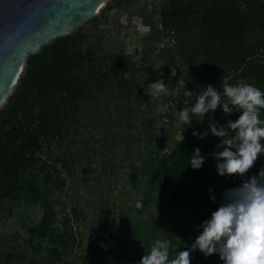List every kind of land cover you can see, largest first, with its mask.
I'll list each match as a JSON object with an SVG mask.
<instances>
[{"label": "rangeland", "instance_id": "rangeland-1", "mask_svg": "<svg viewBox=\"0 0 264 264\" xmlns=\"http://www.w3.org/2000/svg\"><path fill=\"white\" fill-rule=\"evenodd\" d=\"M167 1L107 0L97 19L80 25L76 46L92 50L100 82L90 97L77 101L76 112L43 149L49 164L57 165L63 186L46 185L40 171L28 169L20 175L16 197L0 195V264L40 263L49 253V236L57 230L71 235L65 259L77 264V255L91 252L97 255L90 259L100 264H138L157 238H173L177 249L171 256L189 247L192 224L185 221L177 227L167 189L150 181V169L191 125L179 119L185 101L194 102L208 83L221 88L225 75L231 83L254 84L232 69L259 39L260 27L256 22L249 26L238 52L227 55L226 49V56H215L200 47L195 29L183 24L163 30L160 14ZM85 71L92 73L88 67ZM161 76L170 84V93L151 96L146 85ZM186 87L193 90L192 97L185 96ZM217 112H224L222 106L208 114ZM146 166L150 169L142 173ZM8 182L0 178V191ZM44 201L56 213L53 229L46 238L31 241L28 229L40 222ZM5 252L10 254L8 263Z\"/></svg>", "mask_w": 264, "mask_h": 264}, {"label": "trees", "instance_id": "trees-1", "mask_svg": "<svg viewBox=\"0 0 264 264\" xmlns=\"http://www.w3.org/2000/svg\"><path fill=\"white\" fill-rule=\"evenodd\" d=\"M93 19H97V15L89 21ZM160 22L164 31L183 24L195 29L200 47L207 53H216L215 56H226V49L227 55L239 50L247 41L249 26L256 22L260 37L248 46L247 55L235 61L232 70L250 77L255 85L264 89V0H168L161 10ZM81 35L82 26H79L72 33L57 37L42 45L36 53L29 54L17 83L0 107V178L9 180L0 191L3 197H16L15 189L22 187L18 184L20 175L28 169L40 171L46 185L60 187L64 184L57 165H50L42 153L44 147L60 134L66 117L76 112L77 101L90 97L94 85L100 82L94 71L96 63L92 50L76 46ZM85 65L92 73L85 71ZM121 85L125 91L127 83ZM239 114L234 110L206 114L202 122L195 119L184 129L183 137L169 153L157 157V164L152 169L146 166L142 171L145 173L150 169V181L167 189L169 208L177 219V227L181 222H190L192 241L200 231L197 225L220 203L223 190L242 181L239 174L218 173L216 157L212 153L224 145L219 136L211 133L209 125V120L214 117L227 126V120L236 119ZM260 115L264 118V109ZM193 128L209 129V133L202 138L193 135ZM196 146L206 157L199 168L192 167L189 162ZM261 165H264V155H260L244 175L257 173ZM29 185L37 190L33 182ZM210 186L217 196L215 201L210 199L213 194L209 192ZM55 215L51 203L44 201L40 222L28 229L29 239L49 236ZM69 238L71 235L65 230H57L54 237L49 236V253L38 264L59 261L77 264L76 260L65 259L71 245ZM167 239L173 240L172 237ZM172 245L171 250L177 249L173 242ZM94 255L97 254L91 252L77 256H81L80 264H100L90 259ZM4 257V263H8L10 254L5 252ZM191 258L192 264H223L218 253L205 256L199 249L191 253Z\"/></svg>", "mask_w": 264, "mask_h": 264}, {"label": "clouds", "instance_id": "clouds-1", "mask_svg": "<svg viewBox=\"0 0 264 264\" xmlns=\"http://www.w3.org/2000/svg\"><path fill=\"white\" fill-rule=\"evenodd\" d=\"M175 74L173 67L171 75ZM186 82L180 81L181 84ZM169 85L161 76L148 83L146 91L159 97L170 93ZM221 85L217 88L208 83L195 95L194 102L193 99L185 101L179 109V119L187 125L194 117L202 122L206 114L214 113L218 106H222L225 113L239 111L236 119L227 120V126L214 117L209 120V125L211 133L219 136L224 145L212 153L216 157L218 173L239 174L242 181L223 190L218 206L197 225L200 231L190 247L179 248L176 255L171 256L172 241L157 238L138 264H192L191 253L197 249L205 256L218 253L223 264H264V165L257 173L244 175L258 157L264 155V118L260 115L264 109V89L244 81L231 83L227 75L223 76ZM184 94L192 97L193 90L186 87ZM208 133L209 129L193 128V135L203 138ZM205 158L201 148L196 146L189 162L192 167L199 168ZM209 192H213L211 186ZM210 199H217L214 192Z\"/></svg>", "mask_w": 264, "mask_h": 264}, {"label": "water", "instance_id": "water-1", "mask_svg": "<svg viewBox=\"0 0 264 264\" xmlns=\"http://www.w3.org/2000/svg\"><path fill=\"white\" fill-rule=\"evenodd\" d=\"M107 0H0V107L25 59L96 15Z\"/></svg>", "mask_w": 264, "mask_h": 264}]
</instances>
